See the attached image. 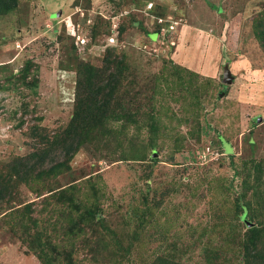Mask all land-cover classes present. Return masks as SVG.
<instances>
[{
	"label": "rangeland",
	"instance_id": "374dc122",
	"mask_svg": "<svg viewBox=\"0 0 264 264\" xmlns=\"http://www.w3.org/2000/svg\"><path fill=\"white\" fill-rule=\"evenodd\" d=\"M11 3L0 14L3 174L65 133L77 61L101 66L112 47L125 64L112 104L120 114L61 170L12 176L0 199V264H41L29 246L36 234L63 251L54 264L68 254L72 264H148L158 254L243 264L240 237L256 224L243 210L264 217V171L253 180L254 164L264 166V41L254 27L264 0ZM61 188L78 208L54 196Z\"/></svg>",
	"mask_w": 264,
	"mask_h": 264
},
{
	"label": "trees",
	"instance_id": "16d2710c",
	"mask_svg": "<svg viewBox=\"0 0 264 264\" xmlns=\"http://www.w3.org/2000/svg\"><path fill=\"white\" fill-rule=\"evenodd\" d=\"M12 7L11 0H0V14L7 13ZM264 16V12L262 13ZM262 19V18H261ZM254 22L256 34L264 41V19ZM124 62L121 58L114 56L113 48L107 47L104 62L102 65H94L85 61H77L71 68L76 72V100L74 111L65 133L51 147L42 149L25 157H13L5 163L6 175L0 170V199L6 198L11 193L14 184L12 176L14 175L20 181H26L28 178L39 176L41 174L49 175L54 173L55 169L61 170L66 162L83 144L91 131L102 129L101 126L108 120L112 113L120 114V111L114 109L112 104H116L115 94L119 89V84L123 77ZM70 68V69H71ZM112 116V115H111ZM93 133L90 134V137ZM256 170L254 181L260 183L264 166L258 161L253 166ZM247 182V180H246ZM259 186V184H258ZM63 188L59 189L57 195H63L60 198L67 197L63 202L70 204V207L78 208L79 205L73 202L72 195L62 193ZM62 193V194H61ZM52 194V193H51ZM14 208V207H12ZM23 208V207H22ZM243 210V216L256 222L247 228L243 236L240 237V248L242 250L241 258L243 264H264V217L259 219L256 211L249 204ZM16 211H20L17 209ZM89 212V211H88ZM91 218L99 220V215L90 212ZM40 234H36L35 240L30 248L41 264H54L59 259L63 251L52 246L50 243L43 245L40 243ZM35 243V244H34ZM51 248V251L44 250ZM68 261L66 264H72L69 260L70 255L64 256ZM148 264H189L176 261L165 254H158L152 258Z\"/></svg>",
	"mask_w": 264,
	"mask_h": 264
}]
</instances>
